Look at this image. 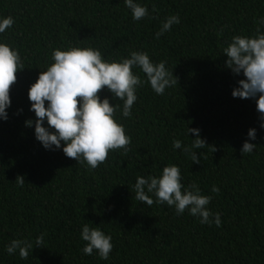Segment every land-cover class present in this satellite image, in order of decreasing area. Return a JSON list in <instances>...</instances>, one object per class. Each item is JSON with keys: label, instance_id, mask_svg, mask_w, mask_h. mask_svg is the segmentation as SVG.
<instances>
[{"label": "trees", "instance_id": "1", "mask_svg": "<svg viewBox=\"0 0 264 264\" xmlns=\"http://www.w3.org/2000/svg\"><path fill=\"white\" fill-rule=\"evenodd\" d=\"M140 2L155 18L134 21L123 0H0V17L15 21L0 41L19 50L25 67L10 86L8 120H0V264H264V129L256 100L232 96L245 77L226 67L223 54L233 36L264 31L258 23L264 0ZM173 14L180 23L156 39ZM69 46L98 48L109 60L147 51L178 80L163 95L148 83L138 89L132 116L120 121L132 137L130 151H110L95 169L62 148L44 149L34 125L25 123L36 119L30 86L53 62V49ZM99 95L123 104L106 88ZM188 128L200 129V138L215 148L192 149L198 164L172 146L174 139L193 143ZM250 128L256 129L255 140L247 137ZM246 140L257 147L242 155ZM170 164L180 167L184 185L195 182L213 197L208 207L220 213L221 226L135 199L136 178L159 175ZM213 185L219 193H212ZM84 224L112 236L107 261L95 250L90 256L82 252ZM42 233L44 243L35 247ZM13 239L33 243L27 259L18 251L8 255Z\"/></svg>", "mask_w": 264, "mask_h": 264}, {"label": "clouds", "instance_id": "2", "mask_svg": "<svg viewBox=\"0 0 264 264\" xmlns=\"http://www.w3.org/2000/svg\"><path fill=\"white\" fill-rule=\"evenodd\" d=\"M131 11L134 21L155 18L146 4L140 0H123ZM157 9L153 6L152 13ZM15 23L12 16L0 17V34L5 33ZM180 23V16L173 14L164 19L155 38L170 32L173 25ZM259 24L264 25V17ZM227 59L225 65L233 74L241 73L245 79L238 81L232 91L234 98L255 99L259 115L260 128L264 129V31L257 29L254 35H235L223 50ZM52 63L41 70L37 80L30 86L28 98L30 111L35 120H27L26 126L33 127L34 135L46 150H58L78 163H87L95 169L104 163L110 151L123 149L130 151L132 137L126 133L122 118L132 116V108L138 100L137 92L148 83L157 95H163L167 88L178 84L173 71L166 68V62H154L147 51H132L128 57L120 60L105 58L98 48L69 46L67 49H53ZM22 58L18 49L0 41V120H8L7 109L11 106L10 86L17 80L16 73L23 70ZM139 69L146 80L134 71ZM107 89L112 100L123 101L120 104L110 102L109 97L101 98V90ZM47 102V104H46ZM19 111H22L19 110ZM120 113V115H117ZM193 133L196 138L188 146L179 139L172 142L173 149H182L190 155L193 163H200V157L192 149L215 148L208 146L200 138V129L188 128L187 135ZM250 140L256 139V129L247 133ZM257 145L243 143L241 152L251 154ZM203 153H200V156ZM20 186L25 181L17 179ZM135 199L151 206L166 204L174 207L177 215L187 210L188 214L199 218L201 224L221 226L220 213L212 212L208 205L211 195L201 193L199 186L192 182L182 183L181 169L176 164L166 165L159 175L138 176L133 185ZM213 194L220 189L213 185ZM153 197L155 199H153ZM81 239L85 241L82 252L92 255L94 250L100 259L107 261L113 250L112 236L100 227L82 225ZM44 243V234L37 236L35 247ZM28 240L13 239L6 245L8 255L19 253L21 259H27L33 250Z\"/></svg>", "mask_w": 264, "mask_h": 264}]
</instances>
